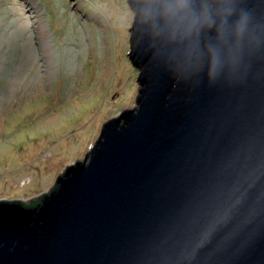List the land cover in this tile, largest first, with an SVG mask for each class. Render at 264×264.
I'll return each mask as SVG.
<instances>
[{
    "label": "water",
    "instance_id": "water-1",
    "mask_svg": "<svg viewBox=\"0 0 264 264\" xmlns=\"http://www.w3.org/2000/svg\"><path fill=\"white\" fill-rule=\"evenodd\" d=\"M177 2L127 0L137 108L49 192L0 201V264H264V0H195L198 33Z\"/></svg>",
    "mask_w": 264,
    "mask_h": 264
},
{
    "label": "rangeland",
    "instance_id": "rangeland-1",
    "mask_svg": "<svg viewBox=\"0 0 264 264\" xmlns=\"http://www.w3.org/2000/svg\"><path fill=\"white\" fill-rule=\"evenodd\" d=\"M133 18L127 0H0V201L49 192L137 108Z\"/></svg>",
    "mask_w": 264,
    "mask_h": 264
},
{
    "label": "clouds",
    "instance_id": "clouds-1",
    "mask_svg": "<svg viewBox=\"0 0 264 264\" xmlns=\"http://www.w3.org/2000/svg\"><path fill=\"white\" fill-rule=\"evenodd\" d=\"M182 12L184 17L189 21L190 30H195L197 33L203 28H212L216 25V19L212 15L210 6L200 4L199 11L195 0H178L177 3L166 4L164 6V14H175ZM246 15V14H244ZM226 22V21H225ZM219 63L218 56L213 52L211 60V70L214 73Z\"/></svg>",
    "mask_w": 264,
    "mask_h": 264
},
{
    "label": "trees",
    "instance_id": "trees-1",
    "mask_svg": "<svg viewBox=\"0 0 264 264\" xmlns=\"http://www.w3.org/2000/svg\"><path fill=\"white\" fill-rule=\"evenodd\" d=\"M13 63V62H12ZM12 65H9L8 62L0 63V76L3 77L4 75L8 76V73L11 69ZM42 200V196L36 201L31 204L32 207L37 206Z\"/></svg>",
    "mask_w": 264,
    "mask_h": 264
}]
</instances>
